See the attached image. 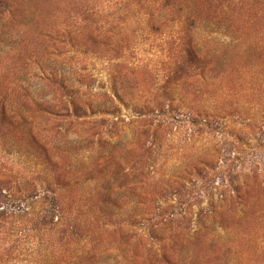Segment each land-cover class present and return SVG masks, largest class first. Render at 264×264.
<instances>
[{"label": "rangeland", "instance_id": "374dc122", "mask_svg": "<svg viewBox=\"0 0 264 264\" xmlns=\"http://www.w3.org/2000/svg\"><path fill=\"white\" fill-rule=\"evenodd\" d=\"M0 264H264V0H0Z\"/></svg>", "mask_w": 264, "mask_h": 264}]
</instances>
